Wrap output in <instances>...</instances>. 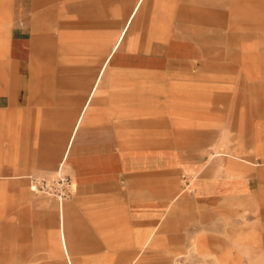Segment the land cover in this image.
Instances as JSON below:
<instances>
[{
    "label": "crops",
    "instance_id": "1",
    "mask_svg": "<svg viewBox=\"0 0 264 264\" xmlns=\"http://www.w3.org/2000/svg\"><path fill=\"white\" fill-rule=\"evenodd\" d=\"M263 166L264 0H0V264H237Z\"/></svg>",
    "mask_w": 264,
    "mask_h": 264
},
{
    "label": "built area",
    "instance_id": "2",
    "mask_svg": "<svg viewBox=\"0 0 264 264\" xmlns=\"http://www.w3.org/2000/svg\"><path fill=\"white\" fill-rule=\"evenodd\" d=\"M29 190L37 196H47L62 203L72 196V182L69 177L58 173L54 177L40 178L36 176L27 177ZM171 264H188L185 258L178 257Z\"/></svg>",
    "mask_w": 264,
    "mask_h": 264
},
{
    "label": "rangeland",
    "instance_id": "3",
    "mask_svg": "<svg viewBox=\"0 0 264 264\" xmlns=\"http://www.w3.org/2000/svg\"><path fill=\"white\" fill-rule=\"evenodd\" d=\"M229 148L230 147H228V146H221V147L212 146V147H209L208 152L209 153L219 152V153L230 154V152L228 150ZM225 159H227V158H225ZM228 160H230V159H228ZM227 164L228 163H226V162L224 163V167H223L224 170H227L228 167H230ZM241 164L248 166L246 163H241ZM262 168H264V166ZM241 180L244 181L245 178H241ZM244 244H246V243L242 244V242H241V247ZM253 246H254V249L252 250V252H250V256H247L246 254L244 255L243 250H241V255H240V258H239V261L237 264H264V256H263L264 252L260 247V243L255 242ZM209 258H210V260L214 261V263H215V261L219 260L218 258H217L218 260H216L214 256L209 257ZM234 263H235V261H234ZM207 264H210V263L208 262ZM215 264H218V263L216 262ZM228 264H232L230 258H229Z\"/></svg>",
    "mask_w": 264,
    "mask_h": 264
}]
</instances>
